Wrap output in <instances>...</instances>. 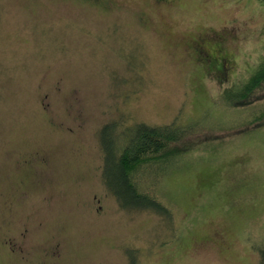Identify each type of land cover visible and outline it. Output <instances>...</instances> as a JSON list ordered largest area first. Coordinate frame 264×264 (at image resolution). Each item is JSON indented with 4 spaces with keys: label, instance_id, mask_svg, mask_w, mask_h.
I'll return each mask as SVG.
<instances>
[{
    "label": "rangeland",
    "instance_id": "obj_1",
    "mask_svg": "<svg viewBox=\"0 0 264 264\" xmlns=\"http://www.w3.org/2000/svg\"><path fill=\"white\" fill-rule=\"evenodd\" d=\"M263 58L258 0H0V264L8 237L32 264H258L264 120L227 95ZM115 121L198 128L150 188L169 217L108 193Z\"/></svg>",
    "mask_w": 264,
    "mask_h": 264
},
{
    "label": "trees",
    "instance_id": "obj_2",
    "mask_svg": "<svg viewBox=\"0 0 264 264\" xmlns=\"http://www.w3.org/2000/svg\"><path fill=\"white\" fill-rule=\"evenodd\" d=\"M258 1L264 3V0ZM261 93H264V58L248 80L239 85L235 92L227 95L229 105L232 106L231 112L252 111V118L245 123L241 121L240 127L264 120V97H256ZM121 124L116 121L106 124L99 133L104 159L102 179L108 193L123 210L154 212L169 217L168 208L150 188L158 186L162 173L181 165L176 160L179 154L174 155L172 146L177 145L179 148L187 134L198 128L175 124L163 127L146 123ZM237 124L235 121L230 128L237 127ZM184 145L183 148H188V144ZM154 168L158 171L147 175L145 171H153ZM253 248L259 256L258 264H264V241L254 244ZM131 264L139 263H135L132 258Z\"/></svg>",
    "mask_w": 264,
    "mask_h": 264
},
{
    "label": "flooded vegetation",
    "instance_id": "obj_3",
    "mask_svg": "<svg viewBox=\"0 0 264 264\" xmlns=\"http://www.w3.org/2000/svg\"><path fill=\"white\" fill-rule=\"evenodd\" d=\"M202 45H199L201 49H204ZM197 52H202V50H197ZM209 58V57H208ZM208 62L211 60H207ZM227 69V68H225ZM19 238H10L8 237L6 242H3V245H6V250L8 252V255L10 256V264H32V261L30 262V256L25 253L24 249H22V246L20 245Z\"/></svg>",
    "mask_w": 264,
    "mask_h": 264
}]
</instances>
